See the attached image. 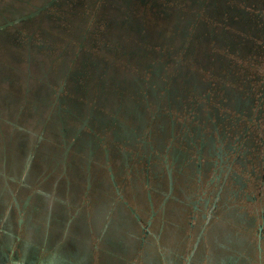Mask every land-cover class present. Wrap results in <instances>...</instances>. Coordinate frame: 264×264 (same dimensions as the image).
<instances>
[{
	"label": "flooded vegetation",
	"instance_id": "1",
	"mask_svg": "<svg viewBox=\"0 0 264 264\" xmlns=\"http://www.w3.org/2000/svg\"><path fill=\"white\" fill-rule=\"evenodd\" d=\"M9 22L0 245L264 264V0L0 2Z\"/></svg>",
	"mask_w": 264,
	"mask_h": 264
},
{
	"label": "rangeland",
	"instance_id": "2",
	"mask_svg": "<svg viewBox=\"0 0 264 264\" xmlns=\"http://www.w3.org/2000/svg\"><path fill=\"white\" fill-rule=\"evenodd\" d=\"M5 1L9 0H0V2ZM55 47H57V44ZM5 66L15 68L16 64L0 50V67ZM216 225L219 226V223L210 226L211 228L208 231V235L212 239L216 237L219 241V228H217ZM197 235L198 234H195V237ZM58 241L60 240L49 242L47 246H43L41 243L33 244V246L36 247V253H33L26 250L22 252L18 245L6 240L4 244L0 245L3 248L0 253V264H76L79 259L86 255L88 250L87 246H82L80 250L76 251L74 246L68 241L61 244H59L60 242ZM192 244L190 255L188 259H186L185 264H197L196 260L199 259L205 246L204 242L200 240ZM145 246L146 250L139 253L141 255L140 257L135 253L131 257L124 258V264H161L164 261L154 247L150 245ZM75 257L79 259H75ZM164 262H166V260Z\"/></svg>",
	"mask_w": 264,
	"mask_h": 264
},
{
	"label": "water",
	"instance_id": "3",
	"mask_svg": "<svg viewBox=\"0 0 264 264\" xmlns=\"http://www.w3.org/2000/svg\"><path fill=\"white\" fill-rule=\"evenodd\" d=\"M31 16H33V14L32 15H30V16H28V17H25V18H29V17H31ZM25 18H22V20L23 19H25ZM19 20H16V22H18ZM8 25H12V23L11 22H9V23H7L6 25H4V26H0V30H2V29H4L6 26H8Z\"/></svg>",
	"mask_w": 264,
	"mask_h": 264
}]
</instances>
